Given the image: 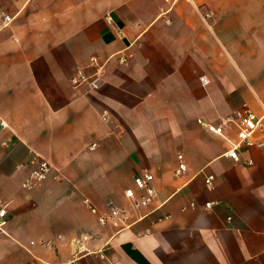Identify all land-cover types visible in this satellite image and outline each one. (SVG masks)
<instances>
[{"label":"crops","instance_id":"0c3cea01","mask_svg":"<svg viewBox=\"0 0 264 264\" xmlns=\"http://www.w3.org/2000/svg\"><path fill=\"white\" fill-rule=\"evenodd\" d=\"M0 9L14 17L0 31V264H264V151L226 158L225 139L197 122L243 104L264 116V0H0ZM91 56L105 72L87 93L70 78L90 71ZM37 157L52 170L24 185ZM142 171L156 196L133 209L124 190ZM108 200L124 210L122 227L99 222Z\"/></svg>","mask_w":264,"mask_h":264},{"label":"built area","instance_id":"2783aa9c","mask_svg":"<svg viewBox=\"0 0 264 264\" xmlns=\"http://www.w3.org/2000/svg\"><path fill=\"white\" fill-rule=\"evenodd\" d=\"M202 18L208 21L211 14L208 10L202 11ZM14 17L3 9H0V31L8 28ZM168 22V19H165ZM121 60V58H120ZM90 71L85 73L77 70L70 78V83L74 87L82 88L84 92L97 91L103 81L105 72L104 64L98 60L96 56H91L88 61ZM200 82L207 85L209 80L206 76L200 77ZM100 117L106 120L107 116L103 112ZM197 122L202 125L208 132L222 136L225 139L226 147L223 151V156L233 161L239 162V152L242 148L256 147L264 151V116L257 117L253 115L243 104L239 109L235 110L232 114L222 117L218 123H208L202 119ZM232 125L235 130V138L231 139L225 135V128ZM7 127L4 119L0 118V133ZM2 145L7 146L8 141L2 142ZM92 144L90 147H94ZM179 164L176 173L185 170L182 157L178 156ZM251 160L245 161V164H251ZM51 164L40 157L36 158L35 165L29 173L24 185L36 184L44 180L51 172ZM213 176L207 175L204 178L205 185L212 187ZM124 196L128 200L133 209H139L149 206L155 199L156 191L153 186V176L148 171H142L133 178V185L124 190ZM87 202V200H85ZM191 206H195L191 202ZM205 208L210 207V203H205ZM107 213L99 215V222L104 224L109 221L115 227H122L125 219V212L122 208L117 206L113 201L108 200L106 203ZM92 212H96L94 207H91ZM8 213L6 207L0 204V229L7 222ZM38 264V263H33Z\"/></svg>","mask_w":264,"mask_h":264}]
</instances>
